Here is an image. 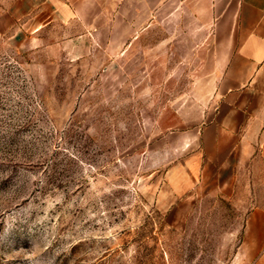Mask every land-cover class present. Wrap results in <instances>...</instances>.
Segmentation results:
<instances>
[{
    "label": "rangeland",
    "instance_id": "obj_1",
    "mask_svg": "<svg viewBox=\"0 0 264 264\" xmlns=\"http://www.w3.org/2000/svg\"><path fill=\"white\" fill-rule=\"evenodd\" d=\"M84 2L0 0V264H249L213 25Z\"/></svg>",
    "mask_w": 264,
    "mask_h": 264
},
{
    "label": "crops",
    "instance_id": "obj_2",
    "mask_svg": "<svg viewBox=\"0 0 264 264\" xmlns=\"http://www.w3.org/2000/svg\"><path fill=\"white\" fill-rule=\"evenodd\" d=\"M91 15L127 24L149 23L161 10L204 16L213 25V70L227 90L211 119L219 144L227 142L233 166L245 168L251 209L242 246L249 264H264V0H84ZM105 2V3H104ZM247 168V169H246Z\"/></svg>",
    "mask_w": 264,
    "mask_h": 264
}]
</instances>
